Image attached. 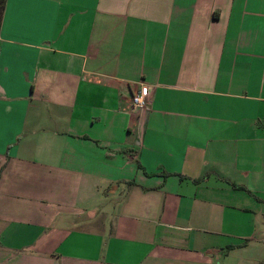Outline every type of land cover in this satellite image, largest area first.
<instances>
[{
	"label": "crops",
	"instance_id": "0c3cea01",
	"mask_svg": "<svg viewBox=\"0 0 264 264\" xmlns=\"http://www.w3.org/2000/svg\"><path fill=\"white\" fill-rule=\"evenodd\" d=\"M0 264H264V0H0Z\"/></svg>",
	"mask_w": 264,
	"mask_h": 264
},
{
	"label": "built area",
	"instance_id": "2783aa9c",
	"mask_svg": "<svg viewBox=\"0 0 264 264\" xmlns=\"http://www.w3.org/2000/svg\"><path fill=\"white\" fill-rule=\"evenodd\" d=\"M150 98V88L142 84L141 89L133 95L132 107L134 110H145L148 107Z\"/></svg>",
	"mask_w": 264,
	"mask_h": 264
},
{
	"label": "trees",
	"instance_id": "16d2710c",
	"mask_svg": "<svg viewBox=\"0 0 264 264\" xmlns=\"http://www.w3.org/2000/svg\"><path fill=\"white\" fill-rule=\"evenodd\" d=\"M234 187H236V186H234ZM237 188V187H236ZM239 189H242V190H245L244 188H241V187H238Z\"/></svg>",
	"mask_w": 264,
	"mask_h": 264
}]
</instances>
